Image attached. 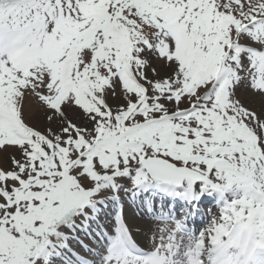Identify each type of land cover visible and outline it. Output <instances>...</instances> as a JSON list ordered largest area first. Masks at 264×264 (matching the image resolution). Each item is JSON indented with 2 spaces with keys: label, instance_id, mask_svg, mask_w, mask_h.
Returning <instances> with one entry per match:
<instances>
[{
  "label": "snow or ice",
  "instance_id": "obj_1",
  "mask_svg": "<svg viewBox=\"0 0 264 264\" xmlns=\"http://www.w3.org/2000/svg\"><path fill=\"white\" fill-rule=\"evenodd\" d=\"M0 264H264V0H0Z\"/></svg>",
  "mask_w": 264,
  "mask_h": 264
},
{
  "label": "rangeland",
  "instance_id": "obj_2",
  "mask_svg": "<svg viewBox=\"0 0 264 264\" xmlns=\"http://www.w3.org/2000/svg\"><path fill=\"white\" fill-rule=\"evenodd\" d=\"M212 198H214V197H212ZM213 204H216L215 198H214ZM210 211H211L212 214H216L217 213V206H214L213 208H211Z\"/></svg>",
  "mask_w": 264,
  "mask_h": 264
}]
</instances>
